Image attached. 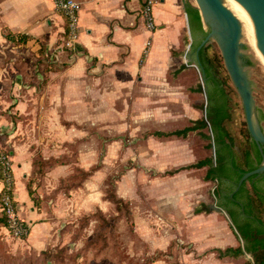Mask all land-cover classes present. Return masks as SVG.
Here are the masks:
<instances>
[{"label":"crops","instance_id":"0c3cea01","mask_svg":"<svg viewBox=\"0 0 264 264\" xmlns=\"http://www.w3.org/2000/svg\"><path fill=\"white\" fill-rule=\"evenodd\" d=\"M80 1V35L75 48L64 50L63 44L59 45L56 58L51 55L53 64L36 75L39 81L28 85L27 92H35L34 102H41L43 109L48 107L53 111L51 120L54 125L57 126L58 121L65 127L57 131V137L61 136V140L64 138L63 142L70 138L67 137L69 128L66 127L77 124L75 120H84L85 110L91 104H98L100 109L115 103L118 95L146 94L145 101L140 98L135 100V104L151 109L154 107L150 106L148 95L156 92L172 93L173 97L170 96L178 100L177 112H172V117L168 119H153L151 123L174 127L157 128L149 133L153 138L163 139L161 160L155 161L157 155L154 156L152 152V164L156 167L153 171H158L157 175L161 176L162 181L152 182L139 197L134 196V182H130L129 190L125 185L115 190L129 204L134 233L145 247L144 261L147 260L148 264H255L252 254L244 249V240L231 214H235L238 222L246 218L243 213L245 196H236V192L235 196L241 202L232 201L229 205L214 191L216 199H213L208 183L216 180L205 179L206 171L200 177L201 170H206V167H185L210 156L200 155L205 146L194 136L197 133L201 135L203 128L190 131L187 136L152 134L155 130L182 128L203 118L200 108L195 106H191L190 115L186 116L185 95L188 93L183 82L184 73L177 66L179 63L183 67H191L196 63L200 65V50L197 47L204 35L195 22L194 25L191 23L187 11V6L198 7L196 2L158 0L154 5L157 26L150 30L141 12L143 0ZM46 3L50 9H55L51 0H46ZM40 4H43L41 0H0L3 24L14 32L36 34L43 31L39 19V13L43 10L38 8ZM31 14L38 15L33 22ZM47 23L48 44L55 46L59 36L63 35L65 39L66 18L57 12L47 19ZM203 28H206L204 23ZM171 70L176 72L171 73ZM185 70L188 68L185 67ZM37 82L42 93L39 99L36 96L39 94ZM179 93L183 95L178 96ZM22 104L24 101L20 99L18 106ZM63 151L59 149L56 155L64 154ZM15 155H11L17 165L13 167L14 190L17 193V184L21 186L22 201L15 196L22 208L27 210L25 214L28 219H25L33 226L29 236L34 242L32 244L38 246L49 237L50 226H54L51 224L59 219H48L44 205L35 203L25 181L19 178L20 172L29 170L31 165L19 161ZM75 168L72 162L58 163L47 172L46 177L54 183L65 181L66 187L61 192L71 202L75 201L76 193L85 192L83 185L88 181L86 178L83 184L70 189L67 178ZM81 168L85 166L81 165ZM17 178L19 181L16 184ZM232 191L233 188H230L228 193ZM126 192L130 195H126ZM216 205L222 206L224 210H218ZM97 207L105 215L119 213L116 204L105 193L103 198H99ZM236 247H241L243 252L237 255L225 253L226 249Z\"/></svg>","mask_w":264,"mask_h":264},{"label":"rangeland","instance_id":"374dc122","mask_svg":"<svg viewBox=\"0 0 264 264\" xmlns=\"http://www.w3.org/2000/svg\"><path fill=\"white\" fill-rule=\"evenodd\" d=\"M41 2L43 4L38 8L43 10L39 13V19L44 30L36 34L28 33L26 42L5 37L6 33L14 31L3 24L0 14V151L9 150L10 155L17 154L16 159L31 165L29 170L20 172L19 178L25 181L27 188L32 191L34 201L39 206L44 205L48 219L59 220L51 224L54 226H50L49 237L36 246L32 244L29 236L33 229L31 223L28 236L15 237L3 222L4 216L0 212V264H148L147 260L144 261V244L134 233L129 204H120L123 208L118 214L113 213L105 218L101 217L97 203L104 193L107 195L111 191L115 192L120 185H125L129 190L130 182H134L132 190L134 196L139 197L152 182L162 181L161 176L157 175L158 171H153L156 167L152 164V152L154 156L157 155L155 161H160L163 139L153 138L149 133L157 128L170 129L174 125H156L151 122L153 119L172 117V112H177L178 100L172 98V93L156 92L148 95V102L154 107L151 109L135 104V100L140 98L145 101L146 94L118 95L115 103L100 109L98 104H91V107L85 110L84 120H75L77 124L66 127L69 128L67 137L70 138L63 142L64 138L61 140V136L57 137V131L65 127L58 121L57 126L54 125L51 120L53 111L48 107L43 109L41 102H34L35 92H27L28 85L39 81L36 75L53 64L51 55L56 58L59 45L63 44L64 50H68L64 45L63 35L59 36L55 46L48 44L50 39L47 19L59 11L53 7L50 9L46 0ZM36 15L31 14V22L36 19ZM205 27L208 31L209 28L206 25ZM242 41L243 52L250 59L247 69L255 99L258 106L264 110V64L248 44L244 34ZM206 45H209L208 56H222L216 40L212 39ZM143 62L144 58L141 64ZM217 63L220 77L227 81L226 93L232 99V116L230 120H226V126L237 145L242 147L247 141L242 100L227 71L224 59ZM196 64L185 66L188 70H185L181 63L177 66L184 73L183 82L188 93L185 95L186 116L190 115L191 106H195L200 108L201 116L206 120L208 92L212 83L206 81L199 63ZM37 84L39 94L36 96L39 99L42 93L38 82ZM41 84L43 87V83ZM20 99L24 101L21 107L18 106ZM202 132L211 134V138L199 133L194 135L205 146L200 155L214 157L213 147L207 146L209 142H213L209 121ZM59 149L65 151L57 156ZM12 150L15 152H11ZM11 159L15 168L16 160L12 156ZM64 162H72L76 167L67 178L70 189L77 188L88 178L83 185L85 192L76 193L74 202L67 201V196L61 192L66 187L65 181L59 184L46 178L47 172L53 166ZM81 165L85 168H81ZM94 169L96 174L94 172L87 175L86 171ZM98 170L100 172L97 173ZM205 171L201 170L200 177H203ZM19 178L16 179V184ZM216 185L217 181L208 183L213 199H216ZM67 193L70 194L68 189ZM15 195L22 201L19 184ZM126 195H130L129 192H126ZM17 203L20 205L22 217L28 219L26 208H22L19 200Z\"/></svg>","mask_w":264,"mask_h":264},{"label":"trees","instance_id":"16d2710c","mask_svg":"<svg viewBox=\"0 0 264 264\" xmlns=\"http://www.w3.org/2000/svg\"><path fill=\"white\" fill-rule=\"evenodd\" d=\"M187 11L189 12L191 23L195 22V25H198L203 35L207 33V31L203 28V22L201 19V15L198 7H194L192 5L187 6ZM5 37L9 40H18L20 42H26L28 39L27 33L21 32H8L5 34ZM209 45H204L199 51L200 57V67L205 74L206 81L214 83V90L208 92V108H207V117L206 120L204 118H199L194 120L191 125H187L182 128H177L174 130H155L152 134L156 136H170V135H178V136H187L190 131H194L197 129L204 128L209 121L212 125L214 138L218 148L222 146L223 143L226 142L227 139L230 141V145H234V137L230 133V131L226 128V126L222 122L230 118L232 116L230 112V107L228 106L227 98L225 97V84L227 83L225 78L220 77V68L217 61L222 62V56L218 57L216 55L214 58L208 56L207 49ZM215 94H220L221 97H225V100L221 102V104H215L213 98ZM202 135L207 138H211V134H207L202 132ZM213 144L209 142L207 146L211 147ZM5 152L10 154L9 150H5ZM225 157L221 156L219 152L217 153L216 160L212 155L207 156L203 159L198 160L195 163L187 165L185 167H207L205 179L212 180H220L223 181L224 177H226L221 168L220 164L224 162ZM233 161L236 162V159ZM241 164L243 168L241 172L237 174L235 177L236 181L240 179L242 174L246 171L254 169L255 166L249 162V160H244ZM96 169L93 171H86L87 175H91ZM256 174L248 177L242 184V188L238 192H242L245 190V204L243 206V213L246 215V218L241 222L236 220L235 214L231 213L233 219L235 220V224L237 229L244 240V249L250 252L253 256L255 264H264V175H260L256 181H253V178ZM2 177L1 168H0V178ZM233 177V176H232ZM233 186L231 187V189ZM216 194L218 197L222 196L221 189L219 187V183L215 188ZM32 195V191L29 190ZM238 192L236 196H238ZM241 195V194H240ZM106 197L114 202L117 206L118 211L120 212L123 207L120 204L127 203L122 197L118 196L115 192L107 193ZM34 199V198H33ZM35 200V199H34ZM36 203V201H35ZM37 204V203H36ZM101 214V217L108 218L101 210L98 209ZM6 225L5 217L2 219ZM243 252L241 247L236 248H228L225 250L227 254H240ZM221 254H224L221 252Z\"/></svg>","mask_w":264,"mask_h":264},{"label":"water","instance_id":"95a60500","mask_svg":"<svg viewBox=\"0 0 264 264\" xmlns=\"http://www.w3.org/2000/svg\"><path fill=\"white\" fill-rule=\"evenodd\" d=\"M238 1L242 6L245 23L255 31L256 43L264 60V0ZM196 4L204 25L209 28L197 50L199 51L212 39L218 42L227 71L242 96L250 133L257 141L263 154V160L258 167L242 174L233 191L234 194L248 177L253 174H256V177L264 174V153L262 150L264 133L257 119L252 80L244 61L246 54L243 52L241 20L225 0H196ZM216 208L224 210L220 205H216Z\"/></svg>","mask_w":264,"mask_h":264},{"label":"built area","instance_id":"2783aa9c","mask_svg":"<svg viewBox=\"0 0 264 264\" xmlns=\"http://www.w3.org/2000/svg\"><path fill=\"white\" fill-rule=\"evenodd\" d=\"M158 0H143L142 16L150 30L156 28L154 5ZM54 7L64 15L67 22L64 45L74 49L80 35V0H51ZM0 212L6 219V226L15 237L24 238L30 233L29 222L20 214V208L14 191V171L11 155L0 151Z\"/></svg>","mask_w":264,"mask_h":264},{"label":"flooded vegetation","instance_id":"af4514ba","mask_svg":"<svg viewBox=\"0 0 264 264\" xmlns=\"http://www.w3.org/2000/svg\"><path fill=\"white\" fill-rule=\"evenodd\" d=\"M244 61H245V63L247 65H249L248 63H250V59L247 56L244 57ZM201 73H202V76L204 75V77H205V74L202 71V69H201ZM205 79H206V77H205ZM235 88H236L238 94L240 95V93H239V91H238V89H237L236 86H235ZM252 89H253V85H252ZM213 90H214V83H212L211 88L209 89V91L212 92ZM224 92H225V97L227 98V101H228L227 104H228V106L231 109V101H232V99L229 97V94L226 93V89H225ZM253 96L255 98L254 90H253ZM225 97H221L220 94H215V97L213 98V100H214L213 102L215 104H217V105L218 104H221V102H223L225 100ZM240 97H241L242 104H243L242 96L240 95ZM255 104H256V115H257V119H258V122L260 124L261 130L264 133V125H263V121H264V110L261 109L258 106V104L256 102V99H255ZM243 109H244V105H243ZM244 113H245V109H244ZM206 114H207V109H206ZM230 119H231V117L225 119L222 122V125L224 124L226 126V120H230ZM245 124H246V131H245L246 135L245 136L247 138V141L244 143V145L242 147H239L237 145L236 141H234L235 142L234 145L231 146L229 139H227L226 142L223 143L220 148H218V146L216 144V141H215V138H214V133H213L212 125L210 123V129H211L212 138H213V142H212L213 145H212V147H213V151H214V154H215L214 160H216V156H217V153L218 152H219V154L221 156H224L225 157L224 162L222 164H220L219 167L221 168L222 172L224 174H226L225 175L226 177H224V180L223 181H220V180H216V181L219 183V187L221 189V193H222L221 199H222V201L225 202V203H228L229 205L231 204L232 201L241 202L239 200V198L235 196V193L238 192L242 188V185L233 194V191L237 187V183L239 181V180L236 181L235 177L243 169L241 167V164L240 163H242L244 160H249V162L252 163L255 166V168H256V167H258L261 164V162L263 160V154L261 152V149H260L257 141L252 137V135L250 133L249 126H248V122H247V119H246V114H245ZM226 128H227V126H226ZM262 150H263V153H264V146L262 147ZM234 159H236V162L233 161ZM260 175H264V174H260ZM260 175L257 176V177L255 176L256 178H253V181H256L258 178H260ZM232 186H233V191L229 194L228 193L229 192V189ZM238 194L239 195L241 194V196H243V197L246 196L245 195V190H242V192H238ZM230 197H231L232 200L230 199Z\"/></svg>","mask_w":264,"mask_h":264},{"label":"bare ground","instance_id":"6f19581e","mask_svg":"<svg viewBox=\"0 0 264 264\" xmlns=\"http://www.w3.org/2000/svg\"><path fill=\"white\" fill-rule=\"evenodd\" d=\"M196 2V0H195ZM226 4L231 7V9L237 14L239 19L241 20L242 23V30L243 34L245 36V39L247 40L248 44L254 49V52L258 56V58L262 61L264 64V60L261 57V51L257 46L256 43V35L255 31L251 29L246 23L244 19V14L242 10V6L238 0H225ZM244 40V39H243Z\"/></svg>","mask_w":264,"mask_h":264}]
</instances>
